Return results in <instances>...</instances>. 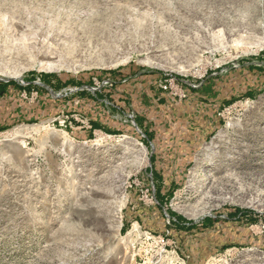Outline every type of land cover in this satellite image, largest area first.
<instances>
[{"label":"rangeland","instance_id":"rangeland-1","mask_svg":"<svg viewBox=\"0 0 264 264\" xmlns=\"http://www.w3.org/2000/svg\"><path fill=\"white\" fill-rule=\"evenodd\" d=\"M10 81L0 264H264V0H0Z\"/></svg>","mask_w":264,"mask_h":264},{"label":"trees","instance_id":"trees-1","mask_svg":"<svg viewBox=\"0 0 264 264\" xmlns=\"http://www.w3.org/2000/svg\"><path fill=\"white\" fill-rule=\"evenodd\" d=\"M9 86H16V87H18V89H22L21 87H19L18 85H17V83L16 82H14V81H10L9 83H4V82H0V98H2V97H4L5 95H6V93H7V88L9 87ZM5 107H3L2 108V113L3 114H5V112H7V111H5ZM3 114H1L0 113V116H1V119L3 120ZM7 114H9V112H7ZM5 118V117H4ZM4 129H6V126H2V127H0V131L1 130H4Z\"/></svg>","mask_w":264,"mask_h":264},{"label":"bare ground","instance_id":"bare-ground-1","mask_svg":"<svg viewBox=\"0 0 264 264\" xmlns=\"http://www.w3.org/2000/svg\"><path fill=\"white\" fill-rule=\"evenodd\" d=\"M211 178V177H210ZM212 179V178H211ZM214 181V180H213Z\"/></svg>","mask_w":264,"mask_h":264}]
</instances>
